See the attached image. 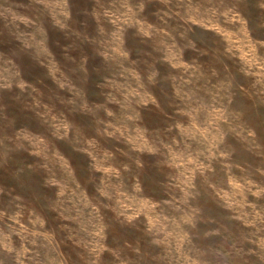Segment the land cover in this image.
<instances>
[{
    "label": "rangeland",
    "instance_id": "obj_1",
    "mask_svg": "<svg viewBox=\"0 0 264 264\" xmlns=\"http://www.w3.org/2000/svg\"><path fill=\"white\" fill-rule=\"evenodd\" d=\"M0 264H264V0H0Z\"/></svg>",
    "mask_w": 264,
    "mask_h": 264
}]
</instances>
